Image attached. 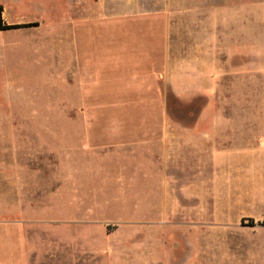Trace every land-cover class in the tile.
<instances>
[{
    "label": "rangeland",
    "instance_id": "1",
    "mask_svg": "<svg viewBox=\"0 0 264 264\" xmlns=\"http://www.w3.org/2000/svg\"><path fill=\"white\" fill-rule=\"evenodd\" d=\"M107 2L0 0V225L11 230L22 223L32 235L47 234L41 241L67 248L69 264H264V227L237 223L239 210L220 206L230 177L218 159H212L209 175L203 173L212 185L210 193L204 190L211 199L205 195L198 201L202 205L195 206L200 215L192 206L198 198L183 206L187 196L182 187L158 190L148 183L141 194L140 176L124 173L125 190L115 185L109 190L106 175L89 179L82 171L63 172L64 162L76 171L61 153L76 142L77 129L84 128L61 125L86 117L76 109L70 68H83L79 103L94 106V113L114 100L113 88L121 83L125 43H116L100 28L77 35L72 30L76 19ZM27 17L34 27L5 29ZM240 81L238 94L232 88L229 95L228 115L250 120L256 115L242 130L244 145L253 146L261 136L260 82L250 72ZM190 98L170 101V117H190ZM72 179L81 189L78 197L73 191L70 196ZM176 201L181 204L174 207ZM34 243L41 245L39 239Z\"/></svg>",
    "mask_w": 264,
    "mask_h": 264
},
{
    "label": "crops",
    "instance_id": "2",
    "mask_svg": "<svg viewBox=\"0 0 264 264\" xmlns=\"http://www.w3.org/2000/svg\"><path fill=\"white\" fill-rule=\"evenodd\" d=\"M24 19L12 25L33 24ZM97 28L125 43L121 83L113 88L114 100L97 108L109 112L101 118L94 106L79 103L83 68H70L76 109L86 117L61 125L84 128L77 129L76 142L61 153L76 171L64 162L63 172L82 171L89 179L106 175L109 190L113 185L125 190L124 173L140 176L141 194L148 183L158 190L182 187L187 196L182 202L198 198L192 206L200 215L195 206L202 205L198 201L209 195L212 185L203 173L209 175L212 159H218L230 177L220 206L238 209L237 223L251 220V226L264 227V0H108L107 6L92 7L76 19L72 30L77 35ZM246 72L261 87V136L253 146L244 145L242 130L256 115L252 120L228 115L229 95L232 88L238 94V80ZM184 95L191 97L187 110L192 115L170 117L169 103ZM72 181L69 191L78 197L81 189ZM37 235L22 223L11 230L0 225V264H69L67 248L41 241L48 238L43 232ZM38 239L41 245L36 247Z\"/></svg>",
    "mask_w": 264,
    "mask_h": 264
},
{
    "label": "trees",
    "instance_id": "3",
    "mask_svg": "<svg viewBox=\"0 0 264 264\" xmlns=\"http://www.w3.org/2000/svg\"><path fill=\"white\" fill-rule=\"evenodd\" d=\"M1 13H2V9L0 7V23H1ZM36 24H24V25H9V26H6L5 29L7 30H14V29H22V28H29V27H33L35 26ZM249 223L251 225H253V222L251 220H249Z\"/></svg>",
    "mask_w": 264,
    "mask_h": 264
}]
</instances>
